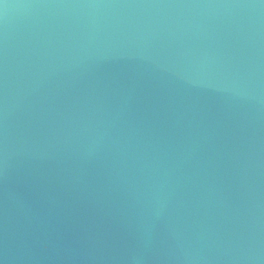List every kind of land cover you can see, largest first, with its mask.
I'll return each mask as SVG.
<instances>
[{
  "label": "water",
  "instance_id": "1",
  "mask_svg": "<svg viewBox=\"0 0 264 264\" xmlns=\"http://www.w3.org/2000/svg\"><path fill=\"white\" fill-rule=\"evenodd\" d=\"M0 264H264V0H0Z\"/></svg>",
  "mask_w": 264,
  "mask_h": 264
}]
</instances>
